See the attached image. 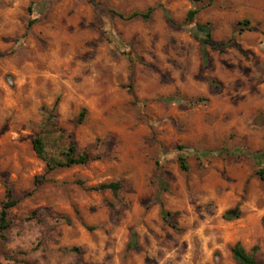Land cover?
I'll return each mask as SVG.
<instances>
[{
  "label": "rangeland",
  "instance_id": "374dc122",
  "mask_svg": "<svg viewBox=\"0 0 264 264\" xmlns=\"http://www.w3.org/2000/svg\"><path fill=\"white\" fill-rule=\"evenodd\" d=\"M69 135L94 160L46 173ZM262 152L264 0H0V264H264Z\"/></svg>",
  "mask_w": 264,
  "mask_h": 264
},
{
  "label": "trees",
  "instance_id": "16d2710c",
  "mask_svg": "<svg viewBox=\"0 0 264 264\" xmlns=\"http://www.w3.org/2000/svg\"><path fill=\"white\" fill-rule=\"evenodd\" d=\"M192 2H201V0H190ZM151 9L147 10L145 13H132L129 18L141 17L142 19H148L150 15ZM198 13V9H191L187 12L185 21L186 23L191 24L194 20L195 15ZM244 23H239L245 24ZM195 30L194 34L198 40L201 42L202 46V56L203 59H206L205 52L203 48L207 45H211V31L210 25L208 23L205 24H194ZM57 111V103H54L50 112L47 114L45 120V126L51 129H55L56 125L54 122V118H56ZM83 117V111L78 118V122L81 121ZM33 150L38 159H40L46 167V173H51L55 170L61 168H71L77 166H85L92 160H94L87 152H78L77 147L75 145L74 139H72V135L68 136V141L58 150L56 154L47 152V141L43 136H37L32 141ZM179 150H183V147H179ZM255 163H257L258 171L257 176L261 181L264 180V169L261 168V163L264 161V152L259 154L252 155ZM180 169L182 171H187L188 167L186 165V156L183 153H178L177 157ZM120 185L118 183H102L93 187H88L86 190L92 192H103L110 191L112 193H116L119 189ZM18 201L13 198L12 191L10 189L6 190L5 199L2 202V206L0 209V239L5 240L4 233L9 228L10 222L8 220L9 210L17 205ZM164 216L169 215L166 212H163ZM261 224L264 228V216L261 218ZM132 238L135 239V235H132ZM130 246H135V240H132ZM255 250V249H254ZM231 254L233 259L238 264H258L255 260L254 256L247 252L239 243L234 244L231 248Z\"/></svg>",
  "mask_w": 264,
  "mask_h": 264
},
{
  "label": "water",
  "instance_id": "95a60500",
  "mask_svg": "<svg viewBox=\"0 0 264 264\" xmlns=\"http://www.w3.org/2000/svg\"><path fill=\"white\" fill-rule=\"evenodd\" d=\"M232 213V212H231Z\"/></svg>",
  "mask_w": 264,
  "mask_h": 264
}]
</instances>
